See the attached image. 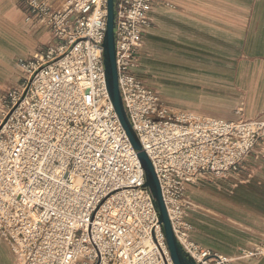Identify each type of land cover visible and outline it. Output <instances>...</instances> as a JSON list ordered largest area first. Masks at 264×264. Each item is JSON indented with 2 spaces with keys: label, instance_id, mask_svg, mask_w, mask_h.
<instances>
[{
  "label": "built area",
  "instance_id": "2783aa9c",
  "mask_svg": "<svg viewBox=\"0 0 264 264\" xmlns=\"http://www.w3.org/2000/svg\"><path fill=\"white\" fill-rule=\"evenodd\" d=\"M158 0H116L119 86L178 243L196 264H235L191 239L188 185L227 180L264 141V119L166 106L136 74ZM52 42L19 60L0 104V241L15 264H174L146 173L112 104L108 0H27ZM239 175V174H238ZM264 254V246L241 258Z\"/></svg>",
  "mask_w": 264,
  "mask_h": 264
},
{
  "label": "crops",
  "instance_id": "0c3cea01",
  "mask_svg": "<svg viewBox=\"0 0 264 264\" xmlns=\"http://www.w3.org/2000/svg\"><path fill=\"white\" fill-rule=\"evenodd\" d=\"M27 0H0V104L20 83L19 60L52 42ZM136 74L171 109L199 116L264 119V0H158ZM188 185L191 239L235 264H264V141L238 175ZM219 186V187H217ZM222 188L223 190H220ZM0 264H15L0 241Z\"/></svg>",
  "mask_w": 264,
  "mask_h": 264
},
{
  "label": "water",
  "instance_id": "95a60500",
  "mask_svg": "<svg viewBox=\"0 0 264 264\" xmlns=\"http://www.w3.org/2000/svg\"><path fill=\"white\" fill-rule=\"evenodd\" d=\"M116 0H108V21L107 32L104 47V64L106 70V80L109 95L118 115V118L133 146L138 154L140 162L146 173V186L150 189L154 199L155 206L159 213L160 223L162 225L167 246L171 253L174 264H196L192 259L184 252L177 239L175 238L172 225L168 216V212L164 203L160 183L153 164L144 151L141 142L139 141L134 128L128 118L125 110V106L122 100V95L119 86L118 69H117V50H116Z\"/></svg>",
  "mask_w": 264,
  "mask_h": 264
},
{
  "label": "rangeland",
  "instance_id": "374dc122",
  "mask_svg": "<svg viewBox=\"0 0 264 264\" xmlns=\"http://www.w3.org/2000/svg\"><path fill=\"white\" fill-rule=\"evenodd\" d=\"M18 76H19V78L21 79V73L19 74L18 73ZM159 91V90H158ZM160 92V91H159ZM210 118H214V117H210ZM216 119H220V118H216ZM239 119H241V118H236L235 120H232V121H235V122H237ZM221 120H226V119H222L221 118ZM239 174V173H238ZM238 174L234 177L235 178V180L234 181H232L230 184L232 185V189L233 188H237V186H238V182H239V179H238ZM216 180H222V179H216ZM217 187H219V186H217ZM220 190H223L222 188H220Z\"/></svg>",
  "mask_w": 264,
  "mask_h": 264
}]
</instances>
